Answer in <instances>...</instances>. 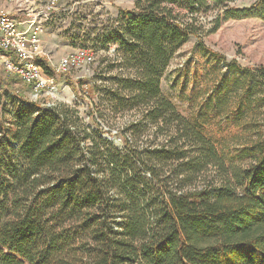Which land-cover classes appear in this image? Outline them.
I'll use <instances>...</instances> for the list:
<instances>
[{
  "label": "trees",
  "instance_id": "trees-1",
  "mask_svg": "<svg viewBox=\"0 0 264 264\" xmlns=\"http://www.w3.org/2000/svg\"><path fill=\"white\" fill-rule=\"evenodd\" d=\"M244 1L120 9L97 38L117 45L122 70L99 71L116 87L94 83L90 123L0 91V264H264V66L202 41L230 20L264 23V0ZM190 36L184 117L160 81ZM131 110L140 118L115 134L95 121Z\"/></svg>",
  "mask_w": 264,
  "mask_h": 264
},
{
  "label": "rangeland",
  "instance_id": "rangeland-1",
  "mask_svg": "<svg viewBox=\"0 0 264 264\" xmlns=\"http://www.w3.org/2000/svg\"><path fill=\"white\" fill-rule=\"evenodd\" d=\"M135 0H66L65 10L60 13V18H54L43 29V46L51 55V59L58 60L68 52L77 48H89L94 54L93 63L84 70L72 72L68 76L57 79L58 89L55 98L46 99L50 104L62 103L76 106L85 122L90 123L89 111L94 112V103L97 97L94 92V83L99 86L106 84L113 88V81H104L98 78L102 70L104 77H108L122 69L118 66L111 67L119 62L114 50L116 44L109 43L104 47L100 43V36L114 30L122 22L119 10L134 8ZM244 1V3H246ZM241 3L233 2L232 5ZM212 19L211 16L208 20ZM99 36V39L97 38ZM203 43L219 52L227 60L235 59L241 66H264V23L257 19L230 20L224 22L213 34L202 38ZM198 44V39L190 36L188 41L174 54L170 60L160 81L161 93L169 99L179 113L188 117L194 104L189 100L188 78H183L178 72L184 62L190 57ZM124 75L127 72H123ZM7 75L0 68V91L6 89L10 94L19 95L33 102L30 90L19 83L16 77ZM137 110L119 113L114 120L104 123L95 119L104 131L111 130L112 134L128 124L140 118ZM94 117V113L92 115ZM95 128V125H93ZM109 138V135L103 134ZM115 144L120 143L112 138Z\"/></svg>",
  "mask_w": 264,
  "mask_h": 264
},
{
  "label": "built area",
  "instance_id": "built-area-1",
  "mask_svg": "<svg viewBox=\"0 0 264 264\" xmlns=\"http://www.w3.org/2000/svg\"><path fill=\"white\" fill-rule=\"evenodd\" d=\"M66 0H0V68L32 93L33 102L51 105L57 79L87 69L94 61L89 48H77L58 60L43 46V29L60 18Z\"/></svg>",
  "mask_w": 264,
  "mask_h": 264
}]
</instances>
